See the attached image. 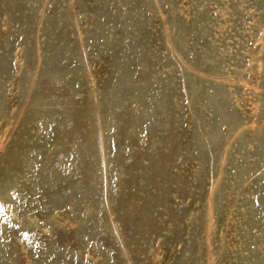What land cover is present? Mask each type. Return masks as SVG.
Segmentation results:
<instances>
[{
    "label": "rangeland",
    "instance_id": "374dc122",
    "mask_svg": "<svg viewBox=\"0 0 264 264\" xmlns=\"http://www.w3.org/2000/svg\"><path fill=\"white\" fill-rule=\"evenodd\" d=\"M0 264H264V0H0Z\"/></svg>",
    "mask_w": 264,
    "mask_h": 264
}]
</instances>
